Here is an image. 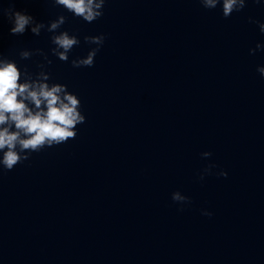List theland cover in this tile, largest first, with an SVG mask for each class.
<instances>
[{
	"label": "water",
	"instance_id": "1",
	"mask_svg": "<svg viewBox=\"0 0 264 264\" xmlns=\"http://www.w3.org/2000/svg\"><path fill=\"white\" fill-rule=\"evenodd\" d=\"M10 3L45 24L63 14L80 37L61 62L49 33L12 36L0 12V53H48L86 121L74 140L0 171V264H264V50L249 54L264 43L249 22H264V4L224 19L198 0H106L85 23L51 0L0 9ZM101 33L94 66L73 68L95 47L83 37Z\"/></svg>",
	"mask_w": 264,
	"mask_h": 264
},
{
	"label": "clouds",
	"instance_id": "2",
	"mask_svg": "<svg viewBox=\"0 0 264 264\" xmlns=\"http://www.w3.org/2000/svg\"><path fill=\"white\" fill-rule=\"evenodd\" d=\"M201 7L207 10L219 8L224 19L233 13L241 12L248 0H198ZM257 4H264V0H254ZM53 7L62 8L72 17L85 23H93L103 16L106 0H51ZM7 19L9 34L23 36L30 32L33 36H40L44 31L49 33L52 56L61 62H69V56L74 47L81 43L76 33L62 30L67 17L58 15L47 24L37 21L27 10H17L11 3L9 7L0 9ZM258 26L259 32L264 34V22L252 20ZM106 36L101 33L95 36L85 35L83 41L90 47L83 57L71 59L73 68L94 66L95 57L104 44ZM264 50V43H257L255 48L249 49V54ZM41 57L36 61V71L29 69L20 61ZM19 59L0 53V171L10 172L18 164L31 158L33 153H39L46 148H52L74 140L78 135V126L85 123L86 117L81 108V99L68 86L54 82L50 70L52 60L42 49H22L18 52ZM256 71L264 79V66L258 65ZM201 158L207 159L212 153L202 152ZM215 164H208L199 174L204 180L206 175H212ZM219 177L227 178L228 173L221 169L215 173ZM174 203L181 206L191 203L189 197L180 191L171 194ZM179 210H183L181 207ZM204 216H211L207 210H201Z\"/></svg>",
	"mask_w": 264,
	"mask_h": 264
}]
</instances>
